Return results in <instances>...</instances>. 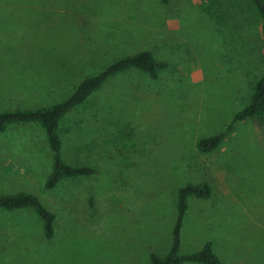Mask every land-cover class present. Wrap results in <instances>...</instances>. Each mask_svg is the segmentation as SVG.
Segmentation results:
<instances>
[{
    "label": "rangeland",
    "instance_id": "obj_1",
    "mask_svg": "<svg viewBox=\"0 0 264 264\" xmlns=\"http://www.w3.org/2000/svg\"><path fill=\"white\" fill-rule=\"evenodd\" d=\"M145 49L168 65L156 79L130 68L60 122L63 159L94 175L46 189L43 129L9 125L34 162L16 157L5 171L0 150V194L33 193L56 220L48 239L33 208L0 207V264H152L171 248L180 188L202 182L212 194L188 197L180 253L212 241L223 264H264V118L236 122L213 151L197 146L249 103L264 72L250 0H0V71L23 70L16 82L0 76V112L63 101Z\"/></svg>",
    "mask_w": 264,
    "mask_h": 264
},
{
    "label": "trees",
    "instance_id": "obj_2",
    "mask_svg": "<svg viewBox=\"0 0 264 264\" xmlns=\"http://www.w3.org/2000/svg\"><path fill=\"white\" fill-rule=\"evenodd\" d=\"M160 1L164 4H169L171 0ZM250 1L254 4L260 19V33L264 40V0ZM167 66V63L158 61L155 58L154 52L150 49L121 57L108 64L97 74L84 78L73 93L63 101L49 106L0 112V132L5 131L9 125L16 123L35 122L40 125L47 137L46 140L52 154V170L45 182L46 189H53L65 178L90 177L96 173L94 166L73 165L63 159L61 154L62 140L59 134L61 120L70 111L85 103L111 77L130 68H135L147 73L152 79H156L159 70ZM249 118H264V72L254 83L249 103L234 114L232 121L224 129L212 136L200 139L197 144L198 149L203 152L217 149L226 138L227 132L233 129L236 122ZM211 194L212 189L207 182L187 184L180 188L177 202V218L173 229L171 248L164 256L151 253L150 260L152 264H182L185 262L223 264L220 257L214 252L212 241L206 242L196 252L189 254L180 253L181 231L187 214L188 197L208 198ZM0 207L8 211L33 208L42 219L46 238L50 239L54 236L56 215L43 204L37 195L29 192L2 193L0 194Z\"/></svg>",
    "mask_w": 264,
    "mask_h": 264
},
{
    "label": "crops",
    "instance_id": "obj_3",
    "mask_svg": "<svg viewBox=\"0 0 264 264\" xmlns=\"http://www.w3.org/2000/svg\"><path fill=\"white\" fill-rule=\"evenodd\" d=\"M23 70H1L0 71V76L5 77L2 81H12V82H16L17 81V76L22 75ZM8 128L3 131L0 132V134H6L5 135V141L3 143H1V147L0 150L3 152L5 151L6 155L9 156V158L7 160H5L4 163V170L8 171L7 167L9 165H13L16 166L17 165V160L16 157H19L20 159V164H25V162H23L26 158V161L29 164H32L34 162L33 158L30 156L31 154L29 153V151H23L22 150V141H20L19 139H17V136L15 138H10V134L7 131ZM3 138V136H2ZM183 227V226H182ZM194 264H198V263H194Z\"/></svg>",
    "mask_w": 264,
    "mask_h": 264
}]
</instances>
